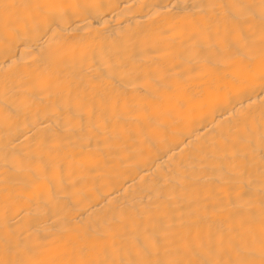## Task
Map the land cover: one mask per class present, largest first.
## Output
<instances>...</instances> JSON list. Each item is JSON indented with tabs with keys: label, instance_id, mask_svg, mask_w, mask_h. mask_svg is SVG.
Listing matches in <instances>:
<instances>
[{
	"label": "bare ground",
	"instance_id": "6f19581e",
	"mask_svg": "<svg viewBox=\"0 0 264 264\" xmlns=\"http://www.w3.org/2000/svg\"><path fill=\"white\" fill-rule=\"evenodd\" d=\"M0 264H264V0H0Z\"/></svg>",
	"mask_w": 264,
	"mask_h": 264
}]
</instances>
